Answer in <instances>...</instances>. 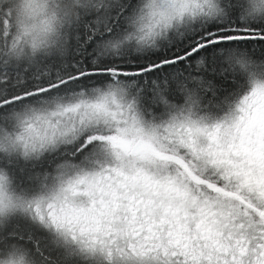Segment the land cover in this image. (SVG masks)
<instances>
[{
    "label": "snow or ice",
    "instance_id": "obj_1",
    "mask_svg": "<svg viewBox=\"0 0 264 264\" xmlns=\"http://www.w3.org/2000/svg\"><path fill=\"white\" fill-rule=\"evenodd\" d=\"M0 264H264V0H0Z\"/></svg>",
    "mask_w": 264,
    "mask_h": 264
},
{
    "label": "clouds",
    "instance_id": "obj_2",
    "mask_svg": "<svg viewBox=\"0 0 264 264\" xmlns=\"http://www.w3.org/2000/svg\"><path fill=\"white\" fill-rule=\"evenodd\" d=\"M25 260H27V257H26V255H25Z\"/></svg>",
    "mask_w": 264,
    "mask_h": 264
}]
</instances>
